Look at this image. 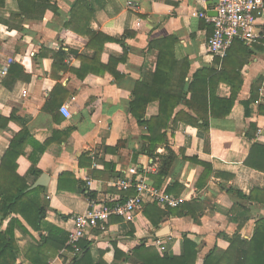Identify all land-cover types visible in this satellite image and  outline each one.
<instances>
[{
    "label": "crops",
    "instance_id": "obj_1",
    "mask_svg": "<svg viewBox=\"0 0 264 264\" xmlns=\"http://www.w3.org/2000/svg\"><path fill=\"white\" fill-rule=\"evenodd\" d=\"M130 1L138 3L135 9L129 6ZM216 3L53 0L47 3L43 15L27 5L31 13L27 16L19 0H5L0 5V120L15 110L39 144L70 133L66 142L55 140L50 144L38 161V168L49 177L39 194L45 216L39 221L41 230H37L33 218L29 222L18 215L21 224L15 228L19 246L16 264H32L38 257L49 264L72 263L73 255L67 247L69 232L75 226V215L86 212L91 202L80 192L82 187L96 192L94 200L101 204L125 198L120 186L123 180L144 176L155 183L160 160L142 151L149 129L132 114L131 101L139 83L153 81L151 75L158 66L168 76L160 92L168 109H174L167 125L160 124L156 131L167 133L168 145L177 155L161 188L186 203H199L204 210L202 214L199 211L197 222L187 211L175 215L176 210H169L175 208L147 202L132 215L112 216L106 232L93 230L83 240L90 243L94 264H139L134 257L126 256L142 241L172 256L181 255L185 235L198 244L196 264H203L216 246L226 250L227 239L237 231L244 239L252 237L258 220L264 218V170L247 165L252 147L264 146V139L256 138L264 114L260 104L264 89V11L259 14L258 27L262 39L249 45L236 40L222 59L207 49L213 26L201 15L215 14ZM107 38L124 39L126 62L115 63L114 59L124 56V46ZM61 48L75 52L65 60L64 70L54 67V53ZM12 66L18 69L12 71ZM110 67L123 77L117 79ZM186 70V91L195 73L206 71L203 75H207L211 71L212 78L220 75L218 83L213 82L216 97L229 100L235 95L228 115L212 117L209 109L207 129L197 125L203 121L185 101L176 104L168 92V84L177 89ZM57 86L59 94L53 103ZM65 96L62 106L58 105ZM190 97L188 94L187 99ZM160 108L159 98L151 101L144 119L152 121L160 116ZM169 110L162 113L165 118ZM177 115L180 119L175 124ZM190 119L195 124L189 123ZM21 130V124L15 121L0 127V166ZM33 151L34 146L27 145L18 159L21 176L32 166ZM157 153L167 154L166 145L160 144ZM192 158L211 165L212 173H203V167ZM201 173L202 182L208 181L198 188ZM60 182L64 189L59 188ZM7 225L2 224L0 216V229ZM42 236L50 237V244L37 256L29 247L44 244ZM63 237L65 245L56 250L57 239Z\"/></svg>",
    "mask_w": 264,
    "mask_h": 264
},
{
    "label": "trees",
    "instance_id": "obj_2",
    "mask_svg": "<svg viewBox=\"0 0 264 264\" xmlns=\"http://www.w3.org/2000/svg\"><path fill=\"white\" fill-rule=\"evenodd\" d=\"M51 1L53 0H19V5L22 13L26 16L31 14L29 11L30 9L31 11L33 9V12L41 10L43 15L45 9H47V3ZM3 4H5V0H0V5ZM27 5L29 6V10ZM89 34L94 36V32L89 31ZM95 38L98 39V37ZM107 39L123 44L124 56L120 59H114V61L116 64L126 62L127 47L124 39ZM71 53L75 52L73 50H69V52H67L62 48L55 52L54 67L63 70L67 69L65 60ZM14 69H18V66H12L11 70L13 71ZM109 69H111L117 79L123 77V74L118 72L117 69H113L112 67ZM171 69L173 70L175 67L172 66ZM204 72L206 73V71ZM204 72L198 71L195 73L188 86V90L186 91L185 86L188 73V70H186L185 73L183 72L180 80L178 81L180 84L177 85V89L173 90L172 87L174 85L169 83L168 86H170L171 89L168 92H170L172 99L176 101V104H178L179 101H185L187 106L193 109L203 121V124L197 125L207 129L208 127L205 126L209 125V109H211L212 117H223L228 115L233 108L235 95L233 93L229 100L218 99L216 97V88L213 85V82L218 83L220 75L217 74L216 76H213L214 78H212L210 75L212 73L211 71H209V74L207 75H203ZM81 76L84 77L83 75ZM167 77L168 76L165 72H163L162 68L158 66L157 70L151 75L153 81H151L150 84H148L146 80H143L145 83H139L133 93L134 98L131 101L132 114L138 119L139 124L147 125L149 129V136L145 137L147 144L143 146L142 151H145L151 157L159 158L160 160L158 173L154 177V184L159 188L162 186L164 178L167 177L168 172L177 157L176 152L168 145L167 133L165 131H156V127L160 124H162V126L167 125L174 109L172 107L170 110L168 109L167 100L163 98L162 92H160L163 89V83H165L164 81L167 80ZM209 77L211 78L208 79ZM58 94L59 90L57 86L52 94L53 103L56 101ZM188 94H191L190 99H187ZM65 98L66 96L58 103V105L62 106ZM156 98H159L160 100L161 114L152 121H146L144 119L146 107ZM176 104H173V107ZM218 108L225 109H223V111H218ZM168 110L169 116L165 118L162 113L166 114V111ZM179 119L180 118L177 115L174 119L175 124L179 122ZM10 121H15L21 124L22 130L13 138L10 147L3 156L0 166V216L2 218V224L5 222L8 224L6 228L0 229V264L17 263L19 246L15 238V228L18 224H21L18 218L19 214L25 217L29 222H31L33 218L35 228L37 230H41L39 221L40 219L41 221L43 220L46 208L44 207L39 194L47 185L49 177L46 174H43L42 170L38 168V161L50 144H52L55 140L61 141V143L66 142L70 135V133H67L65 137L59 140L57 138L53 139L54 137H52L46 143L39 144L31 136L26 122L16 115L15 110L10 117H1L0 127L5 128ZM188 121L189 123L195 124L192 119ZM29 144L34 146V151L30 156L32 166L26 175L21 176L18 173V159L25 154V147ZM160 144L166 145L167 154L157 153V149ZM192 160L199 166L203 167V173L207 170L210 174L212 173L213 169L211 165L203 163L196 158H192ZM247 165L260 169L261 171L264 170V146L256 144L252 147L250 155L247 159ZM203 173H201L199 181L197 180L196 186L198 188H203L207 185L208 180L205 179L206 181L202 182ZM207 178H209V176ZM200 181L201 184L199 183ZM59 188L64 189L62 182L59 183ZM80 192L91 200H94L97 196V193L90 190L89 187H82ZM235 193L239 196L245 197V194L242 192L235 191ZM169 210H176L175 215H183L184 212L187 211L189 215L194 217L195 221L199 222V211L202 214L204 207L196 202H184L179 207ZM164 214L165 213L163 212L161 213L162 216ZM152 222L154 225H158V222L153 220ZM41 240H43L44 244L39 243L37 246L31 245L29 247V250L37 254V256L43 252V248L46 245L50 244V237L42 236ZM227 240L229 242L228 248L226 250H221L218 246H216L205 256L203 264H264V218L258 220L254 233L249 240L244 239L240 231H237L232 238H228ZM57 241H59V244L57 245L56 250H60L65 245V237L61 240L57 239ZM80 246L82 253L75 256L72 259L71 264H94L90 251V243L82 241ZM116 255H118V250H116ZM129 256L134 257L136 262L139 264H196L198 244L185 235L182 241L181 255L172 256L169 252H161L155 247L147 246L146 242L142 241L140 245L131 250L130 255L126 256V259H129ZM31 262L32 264H49L47 261L42 262L39 257L38 259H33ZM97 264L106 263L100 261Z\"/></svg>",
    "mask_w": 264,
    "mask_h": 264
},
{
    "label": "built area",
    "instance_id": "obj_3",
    "mask_svg": "<svg viewBox=\"0 0 264 264\" xmlns=\"http://www.w3.org/2000/svg\"><path fill=\"white\" fill-rule=\"evenodd\" d=\"M137 4L136 1L129 2L133 9ZM214 9V16L201 14L213 26V33L207 42L210 54L224 59L236 40L249 45L262 39L263 34L258 27L259 14L264 11V0H217ZM260 104L264 108V89ZM256 138L264 139V114L263 122L256 129ZM120 186L126 192L122 201L98 204L91 200L86 212L75 215V226L70 230L67 242L73 258L82 253L80 243L91 231H107L112 216L132 215L147 202L162 208H177L185 202L184 198L173 196L144 176L123 180Z\"/></svg>",
    "mask_w": 264,
    "mask_h": 264
},
{
    "label": "water",
    "instance_id": "obj_4",
    "mask_svg": "<svg viewBox=\"0 0 264 264\" xmlns=\"http://www.w3.org/2000/svg\"><path fill=\"white\" fill-rule=\"evenodd\" d=\"M214 15H216V13H215V14H213L212 16H214Z\"/></svg>",
    "mask_w": 264,
    "mask_h": 264
}]
</instances>
